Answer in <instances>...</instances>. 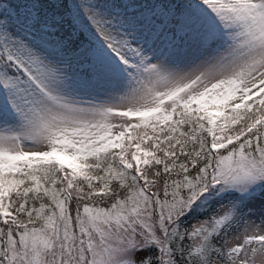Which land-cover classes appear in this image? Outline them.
Here are the masks:
<instances>
[{
  "label": "snow or ice",
  "instance_id": "6c2138e0",
  "mask_svg": "<svg viewBox=\"0 0 264 264\" xmlns=\"http://www.w3.org/2000/svg\"><path fill=\"white\" fill-rule=\"evenodd\" d=\"M0 264H264V0H0Z\"/></svg>",
  "mask_w": 264,
  "mask_h": 264
}]
</instances>
